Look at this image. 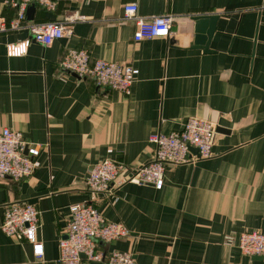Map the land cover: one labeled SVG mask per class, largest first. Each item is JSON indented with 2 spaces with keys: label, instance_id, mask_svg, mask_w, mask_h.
<instances>
[{
  "label": "crops",
  "instance_id": "0c3cea01",
  "mask_svg": "<svg viewBox=\"0 0 264 264\" xmlns=\"http://www.w3.org/2000/svg\"><path fill=\"white\" fill-rule=\"evenodd\" d=\"M55 11L27 9L20 29L0 30V133L19 131L40 147L37 169L16 182L0 179V224L6 208L28 203L40 213L33 245L0 230V264H57L70 206L92 203L129 236L103 252L132 253L138 264H264L237 247L243 232H264V0H54ZM173 18V35L136 42V19ZM34 5V4H32ZM74 15L83 17L69 21ZM218 15L210 52L193 49L195 17ZM15 11L0 0V20ZM61 23L72 34L45 47L28 24ZM69 49L130 65L139 74L125 95L61 71ZM191 118L217 126L213 156L168 166L164 186L126 183L106 199L86 186L103 160L143 167L155 157L150 137L183 129ZM82 264H102L83 260Z\"/></svg>",
  "mask_w": 264,
  "mask_h": 264
},
{
  "label": "built area",
  "instance_id": "2783aa9c",
  "mask_svg": "<svg viewBox=\"0 0 264 264\" xmlns=\"http://www.w3.org/2000/svg\"><path fill=\"white\" fill-rule=\"evenodd\" d=\"M32 4L50 12L55 11L57 6L54 0H6V8L15 11V18L9 24L1 19L0 30L20 29L26 23L27 9ZM124 12L126 17L136 19V42L155 38L168 39L173 35L174 22L170 16L149 20L138 18V6L135 3L127 4ZM83 19L74 15L69 21ZM28 28L32 39L9 46L10 57L26 54L32 41L48 47L56 40L72 34V29L61 23L28 24ZM59 67L61 71L75 74L79 79L93 81L100 87L120 91L125 95L131 93L139 74L130 65L94 59L85 49L65 51ZM217 134L214 123L199 118L188 119L181 131L150 137V143L155 148V157L148 165L134 168L112 160H103L89 171L86 186L91 192L106 199L112 197L126 183L153 186L160 190L164 186L168 166L193 164L212 157ZM39 153L40 147L26 141L21 132L3 129L0 133V179L9 178L19 182L34 175L37 169L35 159ZM70 214L68 238L59 241L57 264H82L83 260L102 264H138L132 253H106L99 250L101 243L109 244L129 236V230L124 223L106 220L92 203L74 204L70 206ZM39 228L40 213L29 203L9 205L0 224V230L6 236L30 242L34 254L42 257L44 247L36 238ZM237 247L243 255L262 258L264 261V232L241 233Z\"/></svg>",
  "mask_w": 264,
  "mask_h": 264
},
{
  "label": "water",
  "instance_id": "95a60500",
  "mask_svg": "<svg viewBox=\"0 0 264 264\" xmlns=\"http://www.w3.org/2000/svg\"><path fill=\"white\" fill-rule=\"evenodd\" d=\"M35 7H36V4L31 5L29 8L32 9ZM218 18H219L218 15L199 16V17L194 18L196 22L195 40L191 48L201 49L204 52H210V44L212 41V37L216 31L215 23L218 20ZM194 152H197V151L194 150ZM28 203L32 204V201H29ZM260 259L262 260V258Z\"/></svg>",
  "mask_w": 264,
  "mask_h": 264
}]
</instances>
